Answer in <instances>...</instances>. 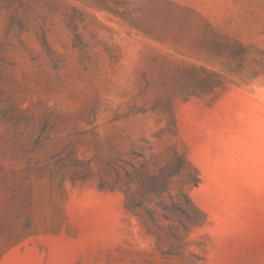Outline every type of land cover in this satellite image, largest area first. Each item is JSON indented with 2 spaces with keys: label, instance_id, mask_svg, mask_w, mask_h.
Segmentation results:
<instances>
[{
  "label": "rangeland",
  "instance_id": "obj_1",
  "mask_svg": "<svg viewBox=\"0 0 264 264\" xmlns=\"http://www.w3.org/2000/svg\"><path fill=\"white\" fill-rule=\"evenodd\" d=\"M0 264H264V0H0Z\"/></svg>",
  "mask_w": 264,
  "mask_h": 264
}]
</instances>
